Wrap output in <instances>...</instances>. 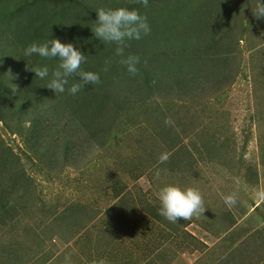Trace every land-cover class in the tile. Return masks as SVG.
I'll use <instances>...</instances> for the list:
<instances>
[{"label":"rangeland","instance_id":"obj_1","mask_svg":"<svg viewBox=\"0 0 264 264\" xmlns=\"http://www.w3.org/2000/svg\"><path fill=\"white\" fill-rule=\"evenodd\" d=\"M259 4L0 0V264H264ZM118 7L150 27L127 42L134 76L91 30L97 9ZM52 39L84 54L100 83L47 88L59 59L24 51ZM44 66V79L30 70ZM169 184L198 189L202 216L159 215Z\"/></svg>","mask_w":264,"mask_h":264},{"label":"clouds","instance_id":"obj_2","mask_svg":"<svg viewBox=\"0 0 264 264\" xmlns=\"http://www.w3.org/2000/svg\"><path fill=\"white\" fill-rule=\"evenodd\" d=\"M144 7L148 6V0H133ZM96 26L91 29L94 35L103 43L115 44V56L120 57L119 63L126 67L131 75L139 72L137 65L140 63V57L134 54L125 55V49L129 47L128 41L141 39L142 34L150 33V27L147 18L140 15L135 9L118 7L115 9L99 8L96 10ZM256 18H264V3H261L255 9ZM38 55L43 58H58V66L51 72V79L47 88L55 93H64L65 86L69 85V79L79 77L78 82L72 83L67 91L75 95L86 84H99V74L91 71H84L81 65L86 61V57L77 50L71 43H61L59 39H52L48 43H31L24 51L25 56ZM110 60L105 61L103 72H108ZM39 79L49 76V68L31 67ZM15 91V86H13ZM165 125L171 126L174 122L170 117L165 118ZM168 160L167 155H161V163ZM259 198L264 200V192L258 194ZM160 202L159 215L163 216L170 223H177L180 220H191L199 218L207 207H205L202 193L193 187L181 188L177 185H165L158 192ZM223 202L228 208L235 207L238 202V194L232 192L223 197ZM68 259V258H66ZM93 264H105L101 259Z\"/></svg>","mask_w":264,"mask_h":264}]
</instances>
